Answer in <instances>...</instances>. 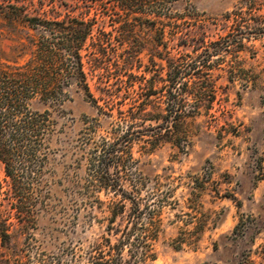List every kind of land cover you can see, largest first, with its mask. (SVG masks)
<instances>
[{"label": "rangeland", "instance_id": "rangeland-1", "mask_svg": "<svg viewBox=\"0 0 264 264\" xmlns=\"http://www.w3.org/2000/svg\"><path fill=\"white\" fill-rule=\"evenodd\" d=\"M1 2L0 69L1 63H25L36 34L24 22L10 23L1 17ZM24 2L29 15L39 12L46 19L76 15L89 3L79 0L73 8L75 0ZM238 2L173 1L164 5L163 11L181 24L177 36L222 43L240 34L227 20ZM110 23L107 18L106 30ZM137 33L148 39V50L132 71L141 75L139 82H130L124 75L118 83L110 62L109 73L100 69L88 76L100 108L73 85L71 99L62 105L64 111L52 115L57 124L44 150L39 181L27 193V208L37 218H29L2 250L16 254L21 264H90L93 257H107L108 245L118 244L119 235L105 234V214L98 207L105 208L116 199L113 191L123 188L132 189L145 206L137 224H128L133 226V234L122 251L123 264H264V36L243 41L242 46L232 45L207 63L192 65L188 85L191 81L212 85L214 95L209 92L207 97H214L213 101L210 108H200L169 131L165 125L156 128L167 94V67L157 56L163 51L162 36L148 28ZM152 43L155 48L150 47ZM172 45L169 42V50L174 52L193 50L192 44ZM205 49L202 46L197 52ZM191 61L183 55L179 58L184 68ZM150 93L155 106L148 105L146 111L152 115L148 117L158 120L134 124V129H144L143 134L119 140L124 164L119 183L115 184L113 169L109 182H90V151L109 148L130 125L120 118L127 117L133 105ZM184 143V150L176 146ZM153 207L160 211L151 218ZM150 219L159 225L156 239L148 238ZM144 249L149 256L141 258ZM152 254L155 259L150 258Z\"/></svg>", "mask_w": 264, "mask_h": 264}, {"label": "trees", "instance_id": "trees-1", "mask_svg": "<svg viewBox=\"0 0 264 264\" xmlns=\"http://www.w3.org/2000/svg\"><path fill=\"white\" fill-rule=\"evenodd\" d=\"M87 1L89 3L85 5L84 11L52 19L42 17L39 12L37 15H29L24 0L1 2V17L10 23L24 22L36 34L30 42V57L25 63L12 66L1 63L0 69V264L22 263L16 254L5 253L2 249L9 247L14 233L22 230L29 218H37L27 208L28 189L39 181L38 173L45 158L44 150L49 147L57 124V119L52 115L64 111L62 105L71 99L70 88L73 85L82 91L85 98H89L95 108H100L90 90L89 74L96 75L100 69L109 73L108 66L112 62L118 83L122 82L120 77L124 75L130 82H139L141 75L132 71L141 64V54L148 50V39L137 32L140 28H148L162 36L159 42L163 51L157 56L167 67L164 79L167 82L164 85L167 89L166 103L158 113L161 122L156 128L165 125L167 130H175L176 125L186 117L199 113L200 108H210L214 98L207 97L209 92L214 95L212 85L200 86L195 81L188 85L192 65L197 61L207 63L213 55H222L232 45L242 46L243 41L264 36V0H239L238 6L228 13L227 20L231 21V28H237L240 34L238 37H227L222 43L208 42L205 37L195 38L186 34L177 36L178 31L182 30L181 24L177 18L163 11V7L173 1L192 0ZM78 2L75 0L73 8L78 7ZM90 10L93 11L91 16ZM107 18L111 22L109 30H106ZM169 42H173L171 48L192 44L194 51H171ZM209 45L213 46L212 49ZM155 46L156 43H152L150 47ZM202 46H206V49L197 52ZM182 55L192 60L188 68L179 64ZM186 77L188 79L183 81ZM105 90L110 92L108 88ZM150 95L137 101L127 117L120 118L124 122L130 121V125L109 148L99 153L96 149L90 151V182H109L110 169H113L115 184L119 183V170L124 166L122 153L118 149L119 140L143 134L144 129H134V124L142 125L147 120H158L156 117H148L152 115L146 111L148 105L155 106L149 99ZM186 144L176 146L184 150ZM112 196L116 199L110 200L105 208H98L105 214L102 217L107 223L105 234L108 237L119 235V242L108 245L107 257L105 254L99 258L93 257L90 264H123L124 246L133 234L132 227L144 213L145 206H141L132 189H116ZM159 211L158 207H153L150 210L151 218L158 215ZM151 220L152 230L148 238L156 239L159 225L156 220ZM122 223L124 228L121 229ZM130 223L132 227H128ZM146 252L147 249L140 252L141 258L149 256ZM150 258L155 259V255H150Z\"/></svg>", "mask_w": 264, "mask_h": 264}]
</instances>
